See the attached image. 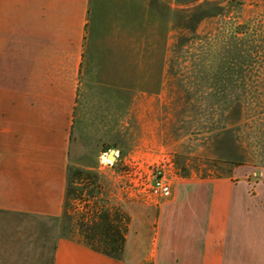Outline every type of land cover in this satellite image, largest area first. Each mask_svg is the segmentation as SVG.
I'll use <instances>...</instances> for the list:
<instances>
[{
	"label": "crops",
	"instance_id": "obj_1",
	"mask_svg": "<svg viewBox=\"0 0 264 264\" xmlns=\"http://www.w3.org/2000/svg\"><path fill=\"white\" fill-rule=\"evenodd\" d=\"M137 20L134 0H0L1 210L61 214L86 93L122 108L123 92H139ZM172 191L122 199L121 259L60 238L54 264H264V195L249 181L182 179Z\"/></svg>",
	"mask_w": 264,
	"mask_h": 264
},
{
	"label": "rangeland",
	"instance_id": "obj_2",
	"mask_svg": "<svg viewBox=\"0 0 264 264\" xmlns=\"http://www.w3.org/2000/svg\"><path fill=\"white\" fill-rule=\"evenodd\" d=\"M135 12L139 92H123L122 108L99 101L102 92L86 93L91 99L79 108L84 118L73 134L63 211L0 209V264H54L60 238L89 246L81 225L102 211L122 226L121 213L130 217L122 199L165 200L125 186L119 174L132 156L168 152L177 167L173 181L246 180L253 194L264 195V0H134ZM225 71L230 77L222 81ZM131 78L124 77L125 88ZM220 89L230 96L225 112L218 109ZM239 93L247 94L244 111L232 98ZM87 169L97 176L81 172Z\"/></svg>",
	"mask_w": 264,
	"mask_h": 264
},
{
	"label": "built area",
	"instance_id": "obj_3",
	"mask_svg": "<svg viewBox=\"0 0 264 264\" xmlns=\"http://www.w3.org/2000/svg\"><path fill=\"white\" fill-rule=\"evenodd\" d=\"M105 161L108 159L104 156ZM119 177L127 188L142 197L168 199L172 196L173 180L177 177L176 162L168 152L154 159L132 156L126 160Z\"/></svg>",
	"mask_w": 264,
	"mask_h": 264
},
{
	"label": "trees",
	"instance_id": "obj_4",
	"mask_svg": "<svg viewBox=\"0 0 264 264\" xmlns=\"http://www.w3.org/2000/svg\"><path fill=\"white\" fill-rule=\"evenodd\" d=\"M228 77H230V75H228V73L225 71L224 74H221L220 79L224 81V79H227ZM248 93L250 94V91H248ZM254 94L255 92L251 91V95ZM246 95V93H239L237 96L232 97L233 99H236L240 105L242 104L243 111L244 107L241 98H244ZM229 97V93H227L224 89H220V91L218 90V109L221 112H225L229 109V105H223V101ZM81 172L89 175V177L97 176V174L91 171V169L82 170ZM121 214L123 218L121 219L123 223L122 226L114 224V219H111L110 212L108 210L102 211L98 217L91 219L88 223H83L81 228L82 236L85 242L91 248L102 254L112 258L121 259L126 241L128 224L130 221V217L127 214Z\"/></svg>",
	"mask_w": 264,
	"mask_h": 264
},
{
	"label": "water",
	"instance_id": "obj_5",
	"mask_svg": "<svg viewBox=\"0 0 264 264\" xmlns=\"http://www.w3.org/2000/svg\"><path fill=\"white\" fill-rule=\"evenodd\" d=\"M108 158L115 161L116 160V150L110 149V151L107 154Z\"/></svg>",
	"mask_w": 264,
	"mask_h": 264
}]
</instances>
